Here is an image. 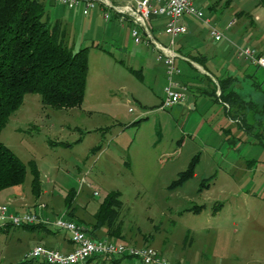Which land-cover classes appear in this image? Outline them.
<instances>
[{
    "label": "rangeland",
    "instance_id": "rangeland-1",
    "mask_svg": "<svg viewBox=\"0 0 264 264\" xmlns=\"http://www.w3.org/2000/svg\"><path fill=\"white\" fill-rule=\"evenodd\" d=\"M43 1L45 19L63 24L67 46L73 51L89 48L87 90L83 105L68 110L45 106L38 94L25 96L0 141L26 164L27 176L23 185L0 193V204L14 210L23 203L24 210L18 212L35 211L53 222L65 214L66 198L73 190L79 192L73 207L88 206L89 211H97L108 193L118 191L122 195V233L128 242L113 241L153 246L168 257L169 250L189 259L194 255L230 257L229 247L244 253L262 251L264 257V113L257 114L256 120L253 113L248 118L249 124L257 122L251 133L241 129L243 112L236 116L233 108L230 112L224 102L213 98H203L194 110L184 104L162 110L164 65L152 46L135 43L129 22L106 21L100 9L85 16L82 8ZM256 1L245 0L243 8L251 12ZM232 17L229 14L226 21ZM239 17L241 21L232 29L226 28V21L218 25L225 36L221 42L214 40L203 21L192 17L186 21L209 30L205 29L209 47L227 43L235 29L246 26L245 33H251L253 39L236 44L234 51L249 63L239 57V48L252 47L264 56V35L253 27L248 14ZM157 23L153 20L156 27H162ZM157 36L168 45L164 33ZM256 38L262 46L255 43ZM180 40L181 53L195 55L183 47L192 43L190 39ZM253 72L257 80L264 81V68L254 67ZM260 98L259 109L264 105L263 93ZM195 156L200 158L197 175L178 189H170ZM34 170L39 174L37 194L32 188ZM83 178L90 186L80 185ZM203 182L210 187L200 192ZM40 204L45 205L44 210L38 208ZM217 204L223 205L217 217L240 223L238 242L222 239L216 244L215 231L205 230L208 211ZM196 205L206 206L208 211L200 217L185 213L182 218L177 213ZM46 229L56 230L52 224L0 230V264H43L29 254L42 244ZM53 235L63 236L60 231ZM43 244L49 245L47 241ZM125 259L126 264H141L134 258Z\"/></svg>",
    "mask_w": 264,
    "mask_h": 264
},
{
    "label": "trees",
    "instance_id": "trees-1",
    "mask_svg": "<svg viewBox=\"0 0 264 264\" xmlns=\"http://www.w3.org/2000/svg\"><path fill=\"white\" fill-rule=\"evenodd\" d=\"M260 3L264 4V0H260ZM239 15L244 13L241 12ZM45 16L46 1L0 0V135L11 115L23 105L27 94L40 95L45 106L56 109L79 108L84 103L88 83L89 48H81L78 51L70 49L65 43L63 24L61 22L51 24ZM203 58L201 55H190L192 61L205 67L206 60ZM209 81L214 88L209 96L214 101L224 102L230 111L233 108L236 116L237 112H243L240 115L241 129L247 132L255 129V124L248 123L246 113L250 111L264 113V105L259 109L258 103L246 99V96L235 88L237 79L232 76L219 80L221 94L218 96L217 85L211 79ZM255 83L257 91L264 95V81ZM260 123L263 124V121L260 120ZM50 143L54 145L53 142ZM261 143L264 144L263 141ZM57 144L69 146L67 143ZM199 161L200 158L195 156L187 169L170 185V189H178L194 178ZM26 176V164L0 141V193L23 185ZM38 186L39 174L34 170L32 182L34 194L38 193ZM208 187L209 184L203 182L199 191ZM76 194L73 190L66 198V211L69 215L74 213ZM121 196V192L118 191L107 194L94 215L93 233L97 234L106 227L109 238L124 237L120 221ZM221 206L223 205L217 204L213 209ZM205 209L206 206L196 205L184 211L197 214ZM39 227L46 226L40 223L24 226L27 229ZM10 228L11 226H0L1 231ZM27 262L29 261L21 264Z\"/></svg>",
    "mask_w": 264,
    "mask_h": 264
},
{
    "label": "crops",
    "instance_id": "crops-1",
    "mask_svg": "<svg viewBox=\"0 0 264 264\" xmlns=\"http://www.w3.org/2000/svg\"><path fill=\"white\" fill-rule=\"evenodd\" d=\"M194 4L201 10L205 12L206 18L211 21L212 24L220 25L221 23L224 24L226 21V18L229 14H231L233 17L231 19H227V29H232L234 25H237L241 21L240 19V13L245 11L248 16H250V19L253 23V27L259 30L261 32V35H264V4L260 3V0H257L251 7H253L251 12H247L246 8H243V6L246 4L245 0H194ZM237 7L236 10H234V7ZM241 6V8H240ZM229 11L231 13H229ZM244 13V12H243ZM244 13V14H245ZM239 17V19L237 18ZM188 18V17H186ZM186 18L184 19V22L188 26V32L185 35H182L176 42V49L179 53L181 51L179 50V46L183 45L180 41L181 38L187 36L192 43L185 44L183 47L187 48V51L193 50L195 52V55H201V57H204L206 60L205 67L203 65H200L190 59V57L186 56L190 61H182L178 60V65L181 69V74L177 77L178 82L181 85V89L185 91L187 94V102L182 105L186 107H190L189 109H196L198 107L199 101H201L203 98H211L209 96L210 92L214 90L213 85H211V82L209 79H211L216 85H217V96L221 94L220 86H219V80L225 79L226 77L232 76L237 79V82L235 83V88L243 95H245L246 99L254 100L256 103L260 104L261 100L263 98H260V95L262 92L257 91L256 83L259 80L256 78V74L253 72L255 66L251 62H246L238 58L237 53L234 51V48H237L238 45L243 43L242 41H248L249 39H253L251 36L249 37V33L246 32V26L245 29L238 28L235 29L232 33V37L228 38L227 43H223L221 45H217L214 47H209V44L207 42L206 38V30L209 32V30L206 28L208 26H202L198 22H194L192 24H188L186 21ZM113 19L119 21L115 17ZM197 20V19H196ZM160 24L164 20H156ZM199 21V20H197ZM234 22L232 27H228L230 22ZM219 28V27H218ZM206 29V30H205ZM220 29V28H219ZM163 33L162 27L157 25L155 26V36L160 40V38L157 36ZM210 33V32H209ZM243 33L244 36H243ZM253 34V33H252ZM211 35V34H210ZM248 36V37H247ZM225 38V37H224ZM261 39L264 40V36H261ZM255 40V37H254ZM169 41V40H168ZM222 41V40H221ZM219 41V42H221ZM163 42V41H162ZM254 42V41H252ZM257 45L262 46L263 44L259 41V39L256 38ZM191 46V47H190ZM263 49V48H262ZM264 50V49H263ZM203 58V59H204ZM159 59V58H158ZM164 67V66H163ZM163 69V68H162ZM142 71V70H141ZM139 71L138 75L139 77L145 82V75ZM163 73L165 76V82L163 84V94L161 96L162 102L164 100V87L167 84V78H166V72L165 67L163 69ZM260 82V81H259ZM264 87V85H263ZM255 88V89H254ZM255 90V91H254ZM220 91V94H219ZM181 106V105H180ZM227 110V108H226ZM231 112V111H230ZM252 113L254 114L255 120L258 119L259 112L258 111H250L246 113V118L251 119ZM263 113V112H262ZM230 116V115H229ZM262 119V117H261ZM249 123V120H248ZM253 124V123H250ZM257 128V122L254 123ZM255 128V129H256ZM225 131V129H223ZM227 133L231 134L232 130L228 129L226 131ZM235 139H237L235 137ZM197 175V172L196 174ZM15 188V187H12ZM76 197L78 196V191L76 192ZM23 204V203H21ZM21 204H18L16 208H14L13 211H22L24 208L21 207ZM74 213L72 215H69V212L65 211L64 215L67 219L74 220L80 224L83 225V227L86 229L88 234L97 240L101 239H109V240H119V241H125V235L122 239L117 238H109L108 236V229L106 227H103L97 234L93 233V223H94V215L98 211H89L87 210L88 206H83L77 204L76 207H74ZM188 209V208H186ZM184 209V210H186ZM178 209L177 213L180 217L183 218L185 213L192 214L196 217H200L204 212L208 211L206 208L201 213H192L188 211H184ZM222 208L217 207L216 209L209 210L208 218L205 220V224H207V228L205 230L207 231H215L216 236V244H219L222 242V239L224 242L226 241H239V234L242 229H238L241 225L240 223L233 218H229L227 220L226 217H217L219 212L221 213ZM213 225V226H212ZM240 225V226H239ZM41 228V227H40ZM45 228V227H44ZM27 229V228H24ZM47 230V229H46ZM48 233L46 236L40 238V243L38 245L46 246L48 248H53L60 250L62 252H71L74 249V245L72 244L68 234L64 231L60 230H47ZM60 231L63 236L57 237L56 235H53V233ZM229 235V236H226ZM137 238V237H136ZM143 238V242L146 241L145 237ZM47 241L49 245H44L43 242ZM130 243V242H129ZM133 244V243H130ZM138 244V243H137ZM134 244L135 246H140ZM37 245V246H38ZM163 246V245H162ZM36 247V246H35ZM216 250H219L218 248H215ZM230 252V257H221V258H209L208 256H201V255H194L190 259L188 257L179 256L174 251L169 250V257L167 255H164L163 251L161 253L167 257L172 262H185L188 264H264V257L262 255V251L258 250H248L247 252H243L241 249L236 250H230V247L227 248ZM125 258H107V257H94L90 261H88L86 264H126Z\"/></svg>",
    "mask_w": 264,
    "mask_h": 264
},
{
    "label": "built area",
    "instance_id": "built-area-1",
    "mask_svg": "<svg viewBox=\"0 0 264 264\" xmlns=\"http://www.w3.org/2000/svg\"><path fill=\"white\" fill-rule=\"evenodd\" d=\"M56 3L69 9L82 8L85 16H89L94 10L100 9L106 21L115 17L121 23L129 22L131 36L136 44L152 46L158 52V58L162 61L167 78L164 87V100L161 109L173 108L176 105L187 102V94L181 89L177 77L181 74L178 60L190 61L176 49V42L188 32V26L184 22L186 17L203 21L210 29V34L216 42L224 39L223 32L209 19L205 12L199 9L194 0H54ZM163 21L162 31L168 37V45L159 40L154 32L153 20ZM230 22L228 27H232ZM239 57L249 60L254 65L264 68V56L252 47L239 48ZM220 94V91H219ZM228 106V105H227ZM87 184L86 179L80 181V185ZM98 195V192H94ZM45 209L44 204L38 207ZM64 216V217H63ZM51 222L44 220L41 214L35 211L12 212L8 205L0 204V226L24 227L35 224L53 225L56 230L68 234L74 249L71 252H62L57 249L38 245L29 254L33 260H40L44 264H86L94 257L107 258H134L141 264H188L185 262H172L153 246H135L124 242L109 239L97 240L92 238L86 229L76 221L67 219L65 215Z\"/></svg>",
    "mask_w": 264,
    "mask_h": 264
},
{
    "label": "bare ground",
    "instance_id": "bare-ground-1",
    "mask_svg": "<svg viewBox=\"0 0 264 264\" xmlns=\"http://www.w3.org/2000/svg\"><path fill=\"white\" fill-rule=\"evenodd\" d=\"M24 228V227H23Z\"/></svg>",
    "mask_w": 264,
    "mask_h": 264
}]
</instances>
